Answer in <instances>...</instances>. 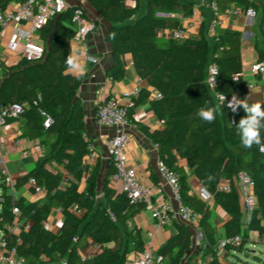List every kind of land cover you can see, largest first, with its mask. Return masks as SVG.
<instances>
[{
    "label": "trees",
    "instance_id": "obj_1",
    "mask_svg": "<svg viewBox=\"0 0 264 264\" xmlns=\"http://www.w3.org/2000/svg\"><path fill=\"white\" fill-rule=\"evenodd\" d=\"M12 1L0 0V9ZM89 1L101 18L112 23L107 34L114 51V63L109 70L112 80L125 79L122 56L130 54L138 76L161 94L155 98L151 97L149 89H141L139 96H132L127 116L131 118L135 107L150 99L156 116L164 122L162 129L151 130L144 126L143 130L157 145L159 158L179 173L184 202L200 214L203 244L198 251L203 262L199 264H224V257L221 258L217 250L223 237L212 224L211 202L193 190L189 178L194 175L201 187L212 195V201L226 213L224 237L240 236L242 239L239 244H227L226 256L248 250L251 231L260 238L264 236V153L255 145L250 149L241 146L233 122L238 124L246 115L243 108L233 112L220 105L206 82L210 64L217 62V90L238 99L247 95L242 31L230 27L221 29L211 35V41L202 31L198 36L184 41L172 39L167 47H160L156 36L158 29L172 30L183 25L179 18L157 15L155 7L188 18L193 15L198 0H150L147 12L135 21L139 0L136 6H129L127 0ZM212 1H217L222 11L235 3L254 5L264 13L263 1L258 5L248 0H205L207 4ZM72 15L73 8H69L40 30V38L46 46L41 62L21 59L12 66L0 64V110L26 104L20 118L6 116L3 125L19 121L20 137L40 139L48 147V154L40 158L36 167L14 183L15 190L29 186L34 192L30 180L35 178L46 191L43 200L17 197L7 183L6 174L0 170V244L5 241L2 249L6 251L15 248L26 264H81L80 251L87 249L88 239H91L100 246L90 260L92 263L128 264L130 254L145 249L142 231L131 227L130 221L147 206L145 203L131 204L126 193L110 186L109 178L101 192L100 160L92 169L84 167L85 158L92 152V141L88 138L86 112L78 91L87 74H73L72 64L68 63L75 35L70 24ZM211 15L204 21L207 32ZM256 47L259 60H264V49L258 41ZM212 105L219 106L215 121L201 120L197 110ZM40 109L47 110L54 118L48 128L44 127ZM181 160L187 165H182ZM111 171L113 174L114 164ZM243 171L254 179L258 198V206L246 229H243L237 190L234 187L230 191L219 189L224 180L232 181ZM153 181L157 182L156 175ZM15 207L20 210L18 215ZM58 209L63 215L60 229H46L50 216ZM174 224L176 231L158 249L166 264H182L193 248L192 229L182 222Z\"/></svg>",
    "mask_w": 264,
    "mask_h": 264
},
{
    "label": "built area",
    "instance_id": "obj_2",
    "mask_svg": "<svg viewBox=\"0 0 264 264\" xmlns=\"http://www.w3.org/2000/svg\"><path fill=\"white\" fill-rule=\"evenodd\" d=\"M248 1L256 2L258 5H260L261 1L264 2V0ZM208 6L212 12L209 19V32L211 35L217 34L222 29L224 18L245 16L248 20L255 22L259 14V8L254 5L240 6L233 3L225 11L221 10L217 1H212ZM69 8L71 7L67 0H13L6 8L0 9V64L3 62L1 59V43L4 41L7 31L10 32L7 49L9 52L19 55L18 62L21 59L30 63L41 62L46 55V46L38 41L39 31L50 22L56 20ZM170 17H175V15L170 14ZM182 19L184 22L183 26L171 30L172 38L177 41H184L192 36L195 21L199 20L203 22L205 21V16L200 13L198 8H195L191 17H183ZM70 24L75 30L72 44H83L86 38L97 28L96 22L89 18L82 6L73 7ZM87 58L91 62L98 60L96 56L90 53L87 54ZM251 70L256 74L264 75V60L255 62L251 66ZM218 73L219 64L212 62L208 68L206 82L209 89L213 92L216 101L220 105L227 107L232 97L217 90L219 83ZM111 81L112 78L110 79ZM110 82L100 85L97 89L101 103L96 111V117L100 125L115 130L114 135L108 139L106 145L107 153L114 164L113 180L121 182V191L126 193L131 204L145 203L147 205L151 210L154 224V231L149 233L144 251L134 254V257L129 260L128 264H166L165 257L156 249V231L173 225L175 222H182L191 227L202 246L203 235L199 227L200 214L184 202L179 173L172 169L163 159H158L157 171L162 177L164 185L150 186L140 182L138 170L135 166L130 165L127 152L130 141V134L127 131L129 124L127 116L128 107L121 103L120 98L110 93ZM140 92V87H135L131 91L129 94L131 97L130 106L132 105V96H139ZM218 92L220 97H226L225 104L218 98ZM154 97L159 98L161 94L156 92ZM25 106L26 104H15L1 109L0 125L3 124L4 117L6 116L20 118ZM40 111L44 117V127H50L54 123V118L47 110L40 109ZM25 141L26 139L19 135L16 145L22 149L25 156H28ZM6 156L7 152L0 148V170L6 174L7 183L14 192L15 179L8 169ZM30 185L37 200H43L46 197V191L37 183L35 178L30 180ZM166 186L169 188L170 196L160 206H155L152 203L154 193L163 194L164 187ZM233 187L239 194L243 216L245 217L244 222L246 223L247 217H250L258 206L255 181L250 174L243 171L236 175L232 181L224 180L219 185V189L222 191H230ZM197 194L207 201H212L213 199L212 195L203 187L197 190ZM14 212L18 215L20 213L19 208L15 207ZM45 228H51L49 222L46 223ZM14 230H16V227H14ZM241 240L240 236L221 238L217 247L219 256L221 258L224 257L228 243L239 244ZM5 245V241H2L0 244V264H26L25 258L19 256L15 248L9 251L2 249ZM99 250L100 246L92 241L85 251H80L82 257L81 264H94L90 260Z\"/></svg>",
    "mask_w": 264,
    "mask_h": 264
},
{
    "label": "crops",
    "instance_id": "obj_3",
    "mask_svg": "<svg viewBox=\"0 0 264 264\" xmlns=\"http://www.w3.org/2000/svg\"><path fill=\"white\" fill-rule=\"evenodd\" d=\"M67 1L71 8L82 6L86 10L89 18L94 20L97 25L96 30L86 38L83 44H72L73 64L71 66V72L73 74H87L85 81L82 83L78 91V95L82 99L86 112V128L88 138L92 141V152L85 158L84 167L87 170L92 169L97 161L100 160V191L102 192V189L108 178L110 179V186L117 189L118 191H121V182L113 180V174L111 171L113 162L107 153L106 147L108 139L114 135L115 130L100 125L96 117V111L99 104L101 103V98L97 93V89L100 85H103L106 82H110L111 76L109 75V70L114 63V51L111 44L107 40V34L109 29L112 27V23L104 18H101L98 11L94 8L89 0ZM127 4L129 5L128 0ZM199 4L200 8L198 10L201 14H204L206 21V15L209 14V10L204 4ZM197 7L198 3L195 8ZM172 14L175 15V17L172 18H179L182 22V25L184 24L182 19L184 16L181 13ZM250 23L254 22L252 20H248V18H246L245 16H240L237 18H224V25L222 29L230 27L242 31L243 75L248 90V93L245 97L248 96V101L253 100L257 102H264V75L256 74L251 70V66L255 62L259 61L256 41H258L259 44L262 41L264 42V36L261 40V37L258 34L245 31V25ZM202 31L204 33L208 31L207 23L204 21L202 22L196 20L193 27L192 36H198ZM156 36L157 38L167 39L169 42L173 39L170 29H158ZM9 37L10 32L7 31L5 33L4 41L1 43V59L6 66H12L16 64L12 62L13 57L19 56L14 52L8 51L7 41ZM38 41H42L40 38V31ZM260 47L264 49V46L261 44ZM88 53L96 56L98 60L96 62L89 61L87 58ZM122 60L126 68V77L121 81L114 82L112 80L109 85L110 93L113 96L120 98L121 103L126 107H130L131 97L129 96V94L135 87H140L141 89H149L151 91V97H153L157 91L148 84L147 80H144L138 76L132 56L130 54L123 55ZM73 65H77L78 67H74ZM80 69H82V71ZM144 126L149 127L151 130L162 129L164 127V122L158 119V117L156 116L152 108L150 99L136 106L133 116L129 118L127 131L130 134V141L127 152L130 165L135 166L138 170L140 182L150 186L164 185L163 179L157 171V162L159 159L158 147L153 142V140L144 133ZM21 132L22 128L19 121H16L12 124L0 125V148L1 150L7 152V166L15 181L25 173L34 169L40 158L48 154V147L46 145H43L40 139H37L25 141L26 150L28 152V156H25L22 149L19 148L18 145H16V140ZM94 154L96 155L94 156ZM180 163L182 165H187V162L185 160H181ZM153 175L157 176V182L153 181ZM189 180L193 190L197 192V190L201 187L198 179L194 175H191ZM164 188L165 190L163 194H159L157 192L154 193L152 197V203L155 206H160L164 202V200L170 196L169 188L167 186ZM14 193L17 197L24 196L28 200L37 201V198L30 190L29 186H23L18 190H15ZM210 202L213 208L212 203L214 202ZM214 204L217 206V209L214 210L213 208L212 224L217 228L218 234L224 237L225 230L223 224L227 216L224 210L219 205H217L216 203ZM250 217H247V221L245 223V217L243 216V229L247 228ZM62 221L63 215L61 209H58L52 213L48 222L51 225L52 229L59 230L62 225ZM130 226L137 227L142 231V235L146 243L149 233L154 231L151 210L146 207L145 210L137 213L131 219ZM175 231V224L170 225L164 229L157 230L156 249H159L165 243L168 237ZM253 235H255L260 241H263L264 239V236L260 238L255 231H251L250 238L252 239V241L254 237ZM88 241L90 246L92 240L88 239ZM190 252L185 255L184 259L182 260V264H193L192 260L195 259L190 258L192 257V254H189ZM134 254L136 253L130 254L129 260L134 257ZM199 255H201L202 258V254ZM185 261H189V263Z\"/></svg>",
    "mask_w": 264,
    "mask_h": 264
},
{
    "label": "rangeland",
    "instance_id": "obj_4",
    "mask_svg": "<svg viewBox=\"0 0 264 264\" xmlns=\"http://www.w3.org/2000/svg\"><path fill=\"white\" fill-rule=\"evenodd\" d=\"M150 0H139V10L136 16L134 17V21L143 16L147 12V6ZM129 5L136 6L138 3V0H128ZM198 9L199 3L204 4L206 8L209 10V14H205L207 18L211 15L210 9L208 4L205 2V0H198ZM156 13L159 16H166L170 17L171 13L164 12L163 9L156 6L155 7ZM263 21V23H262ZM245 31L253 32L254 34H258L261 37V40L264 36V13L260 9L259 14L255 20L254 23L246 24L245 25ZM207 37L211 41V33L206 32ZM40 43H43L40 41ZM157 44L160 47H167L169 45V41L167 39L157 38ZM261 45L264 46V42H260ZM19 60L18 56L13 57V63H17ZM15 192V190H14ZM214 210L217 209V206L212 203ZM253 241L251 239V242H249V249L246 251H243L241 253H231L229 256H226V253L224 252V264H264V239L263 241L259 240L255 235H253ZM201 246V243L199 239L195 236V232H193V248L189 254H192V260L193 264H199L200 262H203V259L201 258V252L199 253V248ZM189 260V259H188ZM188 262L189 261H185Z\"/></svg>",
    "mask_w": 264,
    "mask_h": 264
},
{
    "label": "clouds",
    "instance_id": "obj_5",
    "mask_svg": "<svg viewBox=\"0 0 264 264\" xmlns=\"http://www.w3.org/2000/svg\"><path fill=\"white\" fill-rule=\"evenodd\" d=\"M69 64H73V58H69ZM78 67L77 65H73ZM82 71V69H80ZM225 104L226 97H220ZM227 107L233 112L239 108H243L245 116L242 117L238 124L233 122L236 129V134L240 138L241 146L247 149L257 146L261 153H264V139H262V130H264V103L248 102V96L244 99H238L235 95L228 102ZM219 111L218 105L201 107L197 110L199 118L205 122L212 123L215 121Z\"/></svg>",
    "mask_w": 264,
    "mask_h": 264
}]
</instances>
